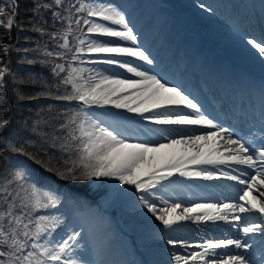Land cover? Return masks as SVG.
Masks as SVG:
<instances>
[{
    "label": "snow or ice",
    "instance_id": "1",
    "mask_svg": "<svg viewBox=\"0 0 264 264\" xmlns=\"http://www.w3.org/2000/svg\"><path fill=\"white\" fill-rule=\"evenodd\" d=\"M18 9V0H0V27L23 30ZM31 11L30 31L46 35L52 49L38 42L23 52L42 58L24 62L49 66L55 82L0 65V160L20 155L30 162L5 163L0 171V264H96L83 254L82 226L67 227L57 240L56 229L67 221L35 213L57 208L65 198L79 204L74 186L105 179L133 189L132 207L159 222L152 238L170 246L169 264H264V103L257 131L226 126L157 70L125 11L109 0H32ZM246 43L264 60V34ZM13 49L0 43L5 55ZM9 76L17 101L43 98L75 107L48 104L21 126L28 135L10 132L4 91ZM21 85L39 90L26 93ZM201 187L214 197L201 202ZM253 190L259 195H250ZM189 223L198 239L189 238Z\"/></svg>",
    "mask_w": 264,
    "mask_h": 264
},
{
    "label": "rangeland",
    "instance_id": "2",
    "mask_svg": "<svg viewBox=\"0 0 264 264\" xmlns=\"http://www.w3.org/2000/svg\"><path fill=\"white\" fill-rule=\"evenodd\" d=\"M192 1L198 3L195 0H109V2L116 4L121 10L125 11V14L130 21V25L134 27L139 35L140 43L144 45L153 56H155L157 60V70L162 71L167 79L172 77L178 82V85L182 86L183 89H185L184 84L187 86L189 84L190 88L191 82L189 78L193 71L195 76L203 78L205 70L204 64L207 63V57L209 53L214 57L220 56V59L226 55V57H229L226 59L227 61L233 59L234 61L240 62L249 69L253 70L256 75L264 76V60H262L257 55L256 51H251L245 54H237L233 52L226 54L227 50L224 48L216 50H210L207 48L202 49L201 39L199 36H194L196 43L192 45L193 47L190 50L180 49V53H177L179 51V43H175L173 40L179 36L174 34V38H172L168 31H170L173 26L179 24L180 17L176 12H180L179 10L183 7L182 4L185 2L191 3ZM216 4L214 0H211L208 6L205 5V8H202V12H199V14L210 26H212L213 23H216L221 28L225 29L223 30V33L226 35V37L222 36L223 42H221V44L227 43L229 40L227 37L229 35H233L241 37L242 42L237 43V45L241 47L247 44V38L252 37L259 40V36L264 34V0H222L217 5ZM222 4L225 8H223L219 16L214 11L215 5L216 9H219ZM208 9H211V11ZM165 10L169 13V15L167 14V16H164ZM222 17H226L229 21L232 20V23L237 28L236 30L241 31V33H237L236 31L233 32V30H230L229 32L228 29L230 25H228ZM244 17L246 20L251 18L250 22L252 26L255 23L254 27H260L259 29L257 28L259 36H256V34L250 33L246 30L247 22ZM57 23L58 27H60L59 22ZM154 26L158 31L154 36H152L155 31ZM151 29L154 31L151 32ZM150 32L152 34L150 35L151 41L148 43L147 36ZM211 33L214 34V32ZM184 36L187 35H181L178 40H189ZM160 41L162 42L160 43ZM49 44H51L50 47L52 48L51 41ZM161 52L164 54H161ZM179 58H182L187 62V66L185 68L177 62ZM0 60H2L1 57ZM84 66L88 67L91 65ZM96 66L102 68L108 67L106 65ZM199 66H202L201 69H194L198 68ZM211 77L212 76H209V79H206V75L204 74V78L207 81H211L213 79ZM197 84H200V82ZM190 93H192V91H190ZM200 102L204 104L208 112L213 114L214 111L213 108H211L212 106L209 107L203 101ZM92 111L98 113H107L109 111L117 112L119 115H125L133 119H138L133 114L126 113L121 110H101L93 108ZM217 117H219V115ZM140 122L147 123L143 121ZM250 127L253 132L258 130L257 126L252 127V125H250L246 127V134ZM16 164L25 163L17 162ZM188 183L193 182L188 181ZM213 183L218 182H195V184L201 186L211 185ZM197 190L202 192L203 198L201 202H206V198L212 199L214 197V193L210 188L201 187ZM132 191L134 190L130 189L128 186L118 185L117 181L108 179L102 181H92V183L89 185V190L86 191V194L89 196L93 195V198L96 199L94 202L87 200L85 197L78 196L81 203L74 204L65 198L62 205L58 206L57 208L39 210L36 213L38 215H58L67 221L66 225L56 229L55 239L57 240L65 235V230L67 227L72 226L75 227L76 230H80L82 226L84 236L81 240V243L85 244L86 246L83 250V254L86 258L95 261L96 264H117L112 258L111 253H117L123 242L120 236L121 230L117 228L120 223L128 230H132V233L138 234V236L141 232L147 230V228H150L151 230H149V234L145 232L142 233L141 238L139 237L140 242L142 243L141 240H145L148 242V244H151L152 247L155 248L154 252L152 248L146 246L149 248L148 251L150 257H156L160 260L161 264H169L171 249L168 248L169 246L166 245L164 241L155 240L152 238L154 229L159 224V222L155 221V219L151 217V215L148 214L146 210L142 211L132 207V198L129 195V193ZM229 193L231 192H228L227 194L229 195ZM250 195L258 196L259 193L257 190H253L251 191ZM188 227L191 230L189 238L198 239L195 231L196 226L189 223ZM228 231H232L230 233L234 235V230L228 229ZM259 238V234H254V239L259 240ZM93 244L98 246L97 250L91 248ZM258 247L259 246L257 245V248ZM132 248L133 247H127L126 251L129 252ZM128 256L130 257V255Z\"/></svg>",
    "mask_w": 264,
    "mask_h": 264
},
{
    "label": "trees",
    "instance_id": "3",
    "mask_svg": "<svg viewBox=\"0 0 264 264\" xmlns=\"http://www.w3.org/2000/svg\"><path fill=\"white\" fill-rule=\"evenodd\" d=\"M19 9L16 20L19 24L23 25V30L17 27H13L11 30L0 27V43L12 45L14 49L8 53L7 55L0 52V65L8 64L13 73L18 74V76H25L28 74H38L41 79L47 80L49 83H54L55 79L51 73L49 66H42L39 63L36 64H28L24 62L26 59H32L36 57V53L29 52L25 54L23 49H33L36 47L37 43H45L47 42L49 45V50L52 48L49 44V39L45 35L41 37L39 33L30 31L31 23L33 20V13L31 11L32 0H18ZM44 19L47 21L45 27L47 31H53L54 29L51 27L53 24L51 14L48 13L45 15ZM56 28L58 27V23L55 24ZM28 37L29 39H25ZM19 50V51H17ZM40 59L42 57H36ZM6 87L4 89L6 93L7 104L5 107L8 109L6 112L5 118L10 121L9 131L16 133L19 132L20 135L26 136L28 135L27 130L22 129V125L25 121L29 124L36 118V113L41 108H46L48 104H53L57 108L64 107H75L74 102L69 103L66 101H55L51 99H38V100H19L17 101L15 94L12 89L14 85L12 84V77H6L5 80ZM24 92L26 93H35L39 90L38 86H30V85H21L20 86ZM58 94H62L58 93ZM44 131L51 132V128H45ZM17 162L25 163L26 165H30V162L26 157L20 155H10L4 160H0V171H2V166L5 163H10L16 165ZM92 181L83 182L82 184H78L74 186L70 191L71 193L76 194H86V191L89 190V185ZM92 197V195L90 196ZM37 215V214H35Z\"/></svg>",
    "mask_w": 264,
    "mask_h": 264
},
{
    "label": "bare ground",
    "instance_id": "4",
    "mask_svg": "<svg viewBox=\"0 0 264 264\" xmlns=\"http://www.w3.org/2000/svg\"><path fill=\"white\" fill-rule=\"evenodd\" d=\"M199 3L196 2H191V3H183V7L182 9H180L179 13L176 12L179 17H180V22L178 25H175L171 28V32L173 30H176L177 33L181 34V35H187V39H183L180 43V46L182 48H186L189 49V47L191 46L190 42L195 41L194 40V36H199V38L202 41V49L207 48L210 50H216V49H220V48H224L225 50H227V53L233 52V53H237V54H245L251 51H256L254 49H252L248 44H245L241 47H239L237 45L238 42H242L241 37L239 36H233V35H229L227 38H229L227 43H223L221 44L222 41V36L226 35L223 33V28H221L218 24L213 23L212 26H210L199 14V12H202V8L200 7V4H208L206 0H195ZM222 11V7L218 9V11L216 12L219 16L221 14ZM229 26L228 31L230 32V30H233V32H237V33H241V31L236 30L237 28H234V25L226 18V17H222ZM215 30V31H214ZM211 32H214L211 33ZM151 34V32H150ZM175 43H177V41H175ZM178 47L179 51L177 53H180V49H182L181 47ZM210 54V53H209ZM229 57H226V55L223 56L222 59L226 60ZM216 59V58H215ZM224 60H212V63L216 66V68H218L219 70H224L225 75L228 76L227 74L229 73V71L226 69L225 66V61ZM177 62L179 64H181L184 68L187 66V62L185 60H183L182 58H179L177 60ZM144 67H148L146 65H143ZM225 66V67H224ZM214 70H206L207 74H209V76L212 75ZM232 73H234L239 79V82H241L242 84H248L249 83V79H247V75L245 73V71L240 68L238 65L235 66V68H233ZM259 79L264 81V77H260ZM171 83H173L172 78L168 79ZM256 81L258 82L257 78ZM174 84V83H173ZM186 90V89H184ZM255 174V173H253ZM243 192L241 191L239 194H242Z\"/></svg>",
    "mask_w": 264,
    "mask_h": 264
}]
</instances>
